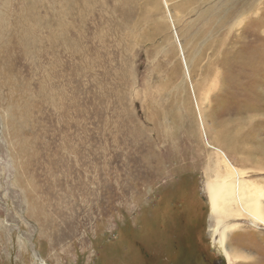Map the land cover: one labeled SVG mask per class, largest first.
Returning <instances> with one entry per match:
<instances>
[{"label": "rangeland", "instance_id": "1", "mask_svg": "<svg viewBox=\"0 0 264 264\" xmlns=\"http://www.w3.org/2000/svg\"><path fill=\"white\" fill-rule=\"evenodd\" d=\"M224 162L264 182V0H0V264H227Z\"/></svg>", "mask_w": 264, "mask_h": 264}, {"label": "bare ground", "instance_id": "2", "mask_svg": "<svg viewBox=\"0 0 264 264\" xmlns=\"http://www.w3.org/2000/svg\"><path fill=\"white\" fill-rule=\"evenodd\" d=\"M243 175V170L224 162L222 172L206 177L203 184L209 205L210 239L219 246L227 264L250 257L227 247L226 240L233 230L247 225L264 229V182L255 183Z\"/></svg>", "mask_w": 264, "mask_h": 264}]
</instances>
